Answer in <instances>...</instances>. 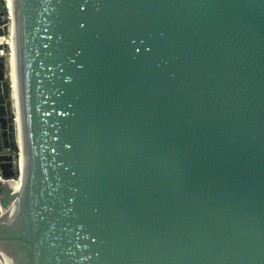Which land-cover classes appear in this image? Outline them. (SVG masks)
Returning a JSON list of instances; mask_svg holds the SVG:
<instances>
[{"label": "water", "instance_id": "obj_1", "mask_svg": "<svg viewBox=\"0 0 264 264\" xmlns=\"http://www.w3.org/2000/svg\"><path fill=\"white\" fill-rule=\"evenodd\" d=\"M12 3L0 264H264V0Z\"/></svg>", "mask_w": 264, "mask_h": 264}, {"label": "bare ground", "instance_id": "obj_2", "mask_svg": "<svg viewBox=\"0 0 264 264\" xmlns=\"http://www.w3.org/2000/svg\"><path fill=\"white\" fill-rule=\"evenodd\" d=\"M8 5V11H9V17H10V23L9 25V37L6 38L4 43H7L9 47L10 54L9 57V70H10V76H11V83H12V99H13V3L12 0H6ZM20 168V164H19ZM11 187L17 192H22V176H21V170L19 171L18 178L14 180L11 183Z\"/></svg>", "mask_w": 264, "mask_h": 264}, {"label": "rangeland", "instance_id": "obj_3", "mask_svg": "<svg viewBox=\"0 0 264 264\" xmlns=\"http://www.w3.org/2000/svg\"><path fill=\"white\" fill-rule=\"evenodd\" d=\"M8 246H9V245H7V246H3V247L0 246V251H2V250H6Z\"/></svg>", "mask_w": 264, "mask_h": 264}]
</instances>
